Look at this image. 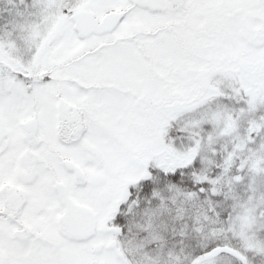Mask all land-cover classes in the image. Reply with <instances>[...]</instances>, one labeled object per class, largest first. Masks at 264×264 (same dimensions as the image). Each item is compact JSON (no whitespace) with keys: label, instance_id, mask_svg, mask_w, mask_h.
<instances>
[{"label":"snow or ice","instance_id":"obj_1","mask_svg":"<svg viewBox=\"0 0 264 264\" xmlns=\"http://www.w3.org/2000/svg\"><path fill=\"white\" fill-rule=\"evenodd\" d=\"M0 264H264V0H0Z\"/></svg>","mask_w":264,"mask_h":264}]
</instances>
